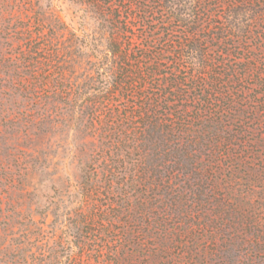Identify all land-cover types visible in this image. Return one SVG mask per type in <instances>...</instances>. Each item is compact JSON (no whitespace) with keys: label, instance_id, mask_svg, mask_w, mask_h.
I'll return each instance as SVG.
<instances>
[{"label":"trees","instance_id":"trees-1","mask_svg":"<svg viewBox=\"0 0 264 264\" xmlns=\"http://www.w3.org/2000/svg\"><path fill=\"white\" fill-rule=\"evenodd\" d=\"M53 2L0 0V264H264V0Z\"/></svg>","mask_w":264,"mask_h":264},{"label":"rangeland","instance_id":"rangeland-1","mask_svg":"<svg viewBox=\"0 0 264 264\" xmlns=\"http://www.w3.org/2000/svg\"><path fill=\"white\" fill-rule=\"evenodd\" d=\"M55 8L58 10V15L70 25H75V15L73 14L72 7L67 3H62L61 0H54ZM60 9V10H59ZM76 172L72 170L71 175ZM73 178V177H72ZM36 219H38L36 217Z\"/></svg>","mask_w":264,"mask_h":264}]
</instances>
